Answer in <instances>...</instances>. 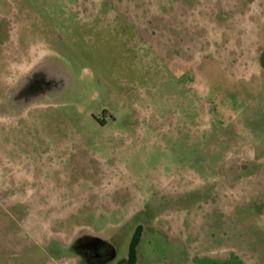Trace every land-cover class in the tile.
Masks as SVG:
<instances>
[{"label": "rangeland", "instance_id": "obj_1", "mask_svg": "<svg viewBox=\"0 0 264 264\" xmlns=\"http://www.w3.org/2000/svg\"><path fill=\"white\" fill-rule=\"evenodd\" d=\"M263 51L264 0H0L5 259L264 264ZM214 58L262 71L227 133L172 73Z\"/></svg>", "mask_w": 264, "mask_h": 264}, {"label": "crops", "instance_id": "obj_2", "mask_svg": "<svg viewBox=\"0 0 264 264\" xmlns=\"http://www.w3.org/2000/svg\"><path fill=\"white\" fill-rule=\"evenodd\" d=\"M190 64H193L191 65L193 68V76L190 77V81L186 82L183 80L181 73L178 71L176 72V70L172 71L173 75L178 77L180 81L185 82L187 87L191 89L192 93L196 94V99L204 104L205 112L208 113L209 117L211 116L207 128L220 130L222 133L229 132L230 128L236 125L235 122L238 119L236 113L240 106L238 105V102L240 103V101L234 100L231 106L226 107L223 105V97L226 94H230L231 91L238 94L239 97L245 96L250 92H253L254 94L258 93L262 82L259 81L254 84L250 79L262 71L259 70L249 76H240L237 71L231 70V68L225 66L222 61H218L216 58L204 59L193 63L191 62ZM211 88H213V90ZM170 139L173 138L170 137L169 141ZM173 141L176 142L174 139ZM192 163L194 162L192 161ZM3 255H6L4 251H0V258L3 260L0 264H3L5 260L8 261V264H25L19 256L11 254V257L5 259V256ZM47 264L64 263L51 257ZM122 264H133V260H125Z\"/></svg>", "mask_w": 264, "mask_h": 264}, {"label": "flooded vegetation", "instance_id": "obj_3", "mask_svg": "<svg viewBox=\"0 0 264 264\" xmlns=\"http://www.w3.org/2000/svg\"><path fill=\"white\" fill-rule=\"evenodd\" d=\"M259 61L264 70V51ZM70 243L75 244L84 264H108L116 255L112 245L98 237L81 235L74 238Z\"/></svg>", "mask_w": 264, "mask_h": 264}]
</instances>
